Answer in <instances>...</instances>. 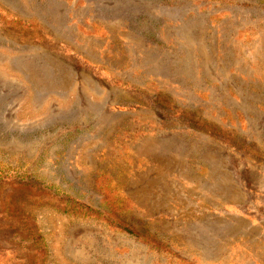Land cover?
Masks as SVG:
<instances>
[{
	"label": "rangeland",
	"instance_id": "rangeland-1",
	"mask_svg": "<svg viewBox=\"0 0 264 264\" xmlns=\"http://www.w3.org/2000/svg\"><path fill=\"white\" fill-rule=\"evenodd\" d=\"M0 264H264V0H0Z\"/></svg>",
	"mask_w": 264,
	"mask_h": 264
}]
</instances>
